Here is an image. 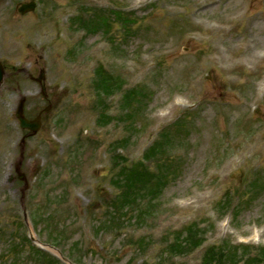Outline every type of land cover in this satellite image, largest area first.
I'll return each mask as SVG.
<instances>
[{"label":"rangeland","instance_id":"374dc122","mask_svg":"<svg viewBox=\"0 0 264 264\" xmlns=\"http://www.w3.org/2000/svg\"><path fill=\"white\" fill-rule=\"evenodd\" d=\"M99 8L123 9L124 23L111 12L107 33L71 27ZM0 60L8 72L44 69L47 95L24 73L0 85V264L21 263L1 255L25 233L34 244L54 234L81 264H201L213 247L225 264H264V0H0ZM100 68L118 78L101 108ZM21 94L27 115L51 103L26 138V187L14 171ZM151 146L156 216L95 232L92 211L120 191L111 152L131 164ZM192 225L190 246L173 231Z\"/></svg>","mask_w":264,"mask_h":264},{"label":"trees","instance_id":"16d2710c","mask_svg":"<svg viewBox=\"0 0 264 264\" xmlns=\"http://www.w3.org/2000/svg\"><path fill=\"white\" fill-rule=\"evenodd\" d=\"M122 158V157H119ZM139 164H134L131 167L123 166L121 170H119L118 173V182L121 183V192L116 198L111 200V203L108 204L107 207V213L114 214L112 220L117 221V223H120V217L118 215H121V212L123 209L127 208L131 203H135V206L138 208H142L141 204V187L139 186V181L146 182L149 180H146L148 177V174L144 170H138ZM113 182H115V179H113ZM111 207L113 208V211H111ZM136 208L138 214H137V220L140 222L142 219V214H144L140 209ZM126 214V213H125ZM37 223V221L35 220ZM14 241V240H12ZM188 244L191 246L192 239L190 235L187 236L186 240ZM200 240L197 239L196 242H199ZM28 243V239L25 235L18 236V239L12 243V245L8 246L7 252L11 255V260L14 263H18L19 261H26L27 258L32 264H59L57 261L52 259L50 255L48 256L45 252L40 251L36 248H34L32 245H29L27 251H25L26 244ZM180 245V244H179ZM177 245V246H179ZM173 247L174 250L177 247ZM246 246H242V249H246ZM262 254H264V245H259ZM239 248V247H238ZM19 251V254H18ZM178 251V250H177ZM179 251L182 252L181 248H179ZM225 256L229 257V254H226L223 247L219 248L217 250V247H213L212 249L206 251L205 258L203 259L201 264H207L209 261H212L213 264H225ZM247 264H256L254 261V258H250L247 260Z\"/></svg>","mask_w":264,"mask_h":264},{"label":"water","instance_id":"95a60500","mask_svg":"<svg viewBox=\"0 0 264 264\" xmlns=\"http://www.w3.org/2000/svg\"><path fill=\"white\" fill-rule=\"evenodd\" d=\"M34 7V4L33 3H29V4H24L20 7V10L22 12H24L25 10L27 9H31ZM3 75H4V68L2 66V64L0 63V82L2 81L3 79ZM44 77V73H42L38 78L37 80L40 81L42 78ZM24 101H25V97L22 96L20 98V100L18 101V104H17V108H16V111H15V116L16 118L19 120V125L21 128H28L31 130V134L35 133L39 127H40V116H37L36 118L34 119H28L24 116V113H23V104H24ZM20 163H21V159H19L16 163V171L18 172V176L19 178L21 179H24L25 178V175L24 173H22L19 169L20 167Z\"/></svg>","mask_w":264,"mask_h":264}]
</instances>
